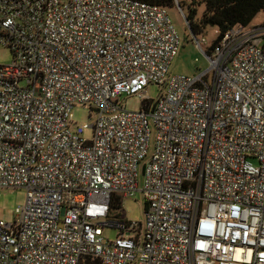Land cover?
I'll return each instance as SVG.
<instances>
[{
  "label": "built area",
  "instance_id": "obj_1",
  "mask_svg": "<svg viewBox=\"0 0 264 264\" xmlns=\"http://www.w3.org/2000/svg\"><path fill=\"white\" fill-rule=\"evenodd\" d=\"M194 38L208 69L174 75L165 6L0 0V189L26 192L0 264H264V23ZM138 192L144 222L112 208Z\"/></svg>",
  "mask_w": 264,
  "mask_h": 264
},
{
  "label": "rangeland",
  "instance_id": "obj_2",
  "mask_svg": "<svg viewBox=\"0 0 264 264\" xmlns=\"http://www.w3.org/2000/svg\"><path fill=\"white\" fill-rule=\"evenodd\" d=\"M185 1L181 4V8L186 14ZM200 2L202 0H199ZM198 17L204 11V5L197 7ZM169 17L181 38V47L178 55L174 58L171 65V73L174 75H185L195 77L208 69L210 63L208 58L200 51L195 44V38L187 26L185 18L173 4L168 8ZM264 23V12L259 13L251 24L261 25ZM219 36L217 27H209L197 39L205 38L208 44L212 43ZM209 45L205 46L207 49ZM12 61L11 53L0 48V64H9ZM146 96L156 100L161 93V89L156 85H149L145 88ZM119 102L129 111H138L142 107V100L137 96L122 95L118 98ZM72 121L76 126L91 125L93 118L90 116L89 110L82 107H76L72 110ZM83 136L91 138L92 129L84 130ZM152 144V142H151ZM144 177L140 170L139 188L143 186ZM26 192L22 188H6L0 189V220L12 223L15 219V210L25 199ZM121 217L131 221L144 222L145 220V200L142 193L138 192L135 196L122 200ZM116 231L113 228L105 229V235L108 239L115 237Z\"/></svg>",
  "mask_w": 264,
  "mask_h": 264
},
{
  "label": "trees",
  "instance_id": "obj_3",
  "mask_svg": "<svg viewBox=\"0 0 264 264\" xmlns=\"http://www.w3.org/2000/svg\"><path fill=\"white\" fill-rule=\"evenodd\" d=\"M145 2L171 8L172 0H142ZM184 3V2H183ZM182 3V4H183ZM204 5L203 13L198 17L197 7ZM185 20L194 37L204 33L209 27H217L220 34L230 28L251 24L254 18L264 12V0H189L185 1ZM121 204L119 197L114 198L113 209H118ZM89 264H100L99 261H91Z\"/></svg>",
  "mask_w": 264,
  "mask_h": 264
}]
</instances>
